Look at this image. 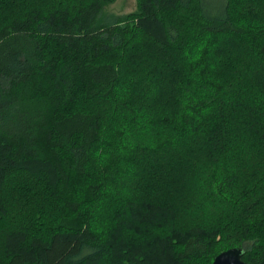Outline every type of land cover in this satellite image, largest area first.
<instances>
[{
	"label": "trees",
	"instance_id": "obj_1",
	"mask_svg": "<svg viewBox=\"0 0 264 264\" xmlns=\"http://www.w3.org/2000/svg\"><path fill=\"white\" fill-rule=\"evenodd\" d=\"M0 0V264H264V0Z\"/></svg>",
	"mask_w": 264,
	"mask_h": 264
},
{
	"label": "rangeland",
	"instance_id": "obj_2",
	"mask_svg": "<svg viewBox=\"0 0 264 264\" xmlns=\"http://www.w3.org/2000/svg\"><path fill=\"white\" fill-rule=\"evenodd\" d=\"M210 8H219V0H206ZM137 0H113L106 4L102 9V17L113 19L114 17H123L128 13L135 11ZM2 233L0 232V235Z\"/></svg>",
	"mask_w": 264,
	"mask_h": 264
},
{
	"label": "water",
	"instance_id": "obj_3",
	"mask_svg": "<svg viewBox=\"0 0 264 264\" xmlns=\"http://www.w3.org/2000/svg\"><path fill=\"white\" fill-rule=\"evenodd\" d=\"M243 249L240 247H232L218 253L212 264H251L242 259Z\"/></svg>",
	"mask_w": 264,
	"mask_h": 264
}]
</instances>
